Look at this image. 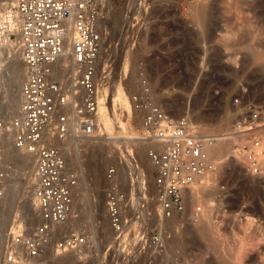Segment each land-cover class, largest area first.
<instances>
[{
    "label": "rangeland",
    "instance_id": "rangeland-1",
    "mask_svg": "<svg viewBox=\"0 0 264 264\" xmlns=\"http://www.w3.org/2000/svg\"><path fill=\"white\" fill-rule=\"evenodd\" d=\"M7 1L0 0V22L4 21L7 12L4 2ZM249 1L105 0L103 25L107 26H104L107 35L101 65L111 56L113 70L109 86L102 79L100 82L103 101V108L101 106L100 109L104 113L100 119L102 125L108 129L110 118L122 131H141V116L139 118L140 114L133 110L130 97L139 89L140 71L144 68L157 100L168 113L188 115L205 132L231 138L238 136L232 130L235 122L244 120L245 123L240 124L247 129L250 109L256 108L259 111L257 131L264 132V38L260 29L264 14L259 7H250H255L259 0ZM195 7H205L204 17L199 15L201 17L198 19L195 16ZM17 37L18 34L12 31L10 38L14 45L10 51L0 52V78L3 72L12 75L11 62L17 52L21 53ZM19 62L23 71L21 56ZM102 69L100 66V74ZM3 82L0 79V94L7 92L9 96L16 95L15 82L8 81V87ZM114 100L124 104L120 113L109 106ZM93 141L95 143L85 145L84 141L79 143L83 144L80 145V160H85L86 152L88 154L94 149V152L102 155L99 165H94V161L90 166L81 165L77 170L82 186L76 192V195L81 194L78 204L82 205L83 202L84 207V200H87L88 215L77 222L83 224L82 227L76 222L73 226L70 222L63 228L67 230L72 226V230H75L77 226L76 229L86 232L90 241L96 235V247L93 248L90 243V247L78 250L82 254L69 252V255L62 256L63 259L60 257L62 261L66 259L71 261L69 264H84L87 257L92 256L94 264H147L149 256L153 255L155 264H238L244 238L248 232L253 235L258 233L256 228L261 226L260 223L264 225V175L250 174L232 156L234 149L226 157L223 156L222 164L219 162L221 173L218 172L219 178L213 183L216 192L213 191L214 210L209 219L212 227L208 228H212V233L210 231L207 236H202L189 218H176L164 224L159 222L153 166L147 153L149 145L138 140L130 142L132 151L125 161L128 151L122 152L119 146H112L105 138ZM11 143V137L7 136L0 144V157L4 159L0 160V170L6 163L14 162L13 171L6 182L5 196L0 197V212L8 214L7 230L19 218H27L28 230L31 231L39 221L37 211H34V217V212L31 213L29 208L34 189L35 163L30 161L29 165V161H26L28 167H21L24 159L8 152ZM121 144L123 150L129 149L123 142ZM61 146L65 148L63 143ZM75 147H72L73 154H77ZM78 160L74 159V163ZM218 161H221V157ZM110 165L117 166L119 178L125 177L124 181L120 180L126 189V208L130 217L126 237L119 244H116L117 239L109 231L108 222L106 224L103 217L106 172ZM96 198H99V203L95 207ZM190 200L189 196L190 207L197 202ZM93 207L96 208L97 219L92 214ZM249 217L253 218V226L246 228L243 222L246 223ZM160 227H163L164 247L155 254L153 248L145 243V238ZM91 250L93 254H90ZM256 255L254 252L251 256L255 264ZM56 256L49 250L45 264H54Z\"/></svg>",
    "mask_w": 264,
    "mask_h": 264
},
{
    "label": "built area",
    "instance_id": "built-area-1",
    "mask_svg": "<svg viewBox=\"0 0 264 264\" xmlns=\"http://www.w3.org/2000/svg\"><path fill=\"white\" fill-rule=\"evenodd\" d=\"M16 1L24 78L18 113L11 119L0 118V144L10 136L14 147L33 155V201L39 221L31 231L27 218L9 226L0 263L45 264L49 250L60 255L90 247V243L96 247V235L90 241L85 232L63 228L72 211L79 173L69 166L54 138L78 143L112 139L99 112L100 82L102 79L109 86L113 60L108 56L103 65L100 61L107 35L102 22L105 0ZM131 101L142 120L140 138L153 142L147 153L153 165L158 217L198 222L204 206L196 203L190 207L189 194L194 186L212 182L218 174L219 163L207 149L218 136L202 130L188 115L168 113L157 100L144 68ZM249 117V129L241 127L244 120H237L232 129L238 136L248 135L249 141L236 143L231 154L250 174L261 176L264 144L257 134L258 109L251 108ZM13 167L10 161L0 170V197L5 194ZM106 179L105 216L113 237L118 239L130 218L126 213L127 193L116 165L109 166ZM162 228L144 236L155 254L164 247ZM84 264H94L92 256ZM147 264H155L153 255Z\"/></svg>",
    "mask_w": 264,
    "mask_h": 264
},
{
    "label": "bare ground",
    "instance_id": "bare-ground-1",
    "mask_svg": "<svg viewBox=\"0 0 264 264\" xmlns=\"http://www.w3.org/2000/svg\"><path fill=\"white\" fill-rule=\"evenodd\" d=\"M253 1V0H252ZM249 2H251V0L249 1ZM255 3H256V1H254ZM257 2H258V0H257ZM244 3H247V2H244ZM247 4H249V3H247ZM247 4H245V5H247ZM252 4V3H251ZM254 4V3H253ZM257 5L254 7H252L251 5H250V7L251 8H256V7H259L260 9H261V12L264 14V0H259V2L258 3H256ZM255 5V4H254ZM3 6V5H2ZM16 6H17V1L16 0H9V1H7V2H4V7L6 8V10H7V12H5V17H4V21H1L0 22V25H1V27H0V29H1V32H0V52L2 53L3 51H10L11 50V48H12V46L14 45V41L10 38V33L12 32V31H14V32H16L17 34H18V44H19V39H20V27H21V18L19 17V12H18V10H17V8H16ZM248 6V5H247ZM250 7H248V8H250ZM259 9V10H260ZM257 11H258V9H257ZM205 12V7L204 8H202V7H195L194 8V13H195V16L199 19V17H201V16H199V15H202V14H205L204 13ZM253 14H255V12L253 13ZM250 15V14H249ZM1 16V15H0ZM259 16V15H258ZM261 16V15H260ZM259 16V17H260ZM202 17H204V15H202ZM264 17V16H263ZM216 18V17H215ZM256 19V18H255ZM104 20V19H103ZM103 20H102V22H103ZM258 20V19H257ZM105 21V20H104ZM199 21V20H198ZM250 21V20H249ZM260 21V20H259ZM228 22V21H227ZM263 24H262V26L260 25V29H261V36L264 38V19H263ZM246 23V22H245ZM254 23V22H253ZM256 23V22H255ZM103 24H105V23H103ZM250 24V23H249ZM248 24V25H249ZM257 25V24H256ZM255 25V26H256ZM104 26H106V25H104ZM220 26V25H219ZM232 26V25H231ZM251 26H253V24L251 25ZM107 27V26H106ZM233 28H235V27H233ZM232 28V29H233ZM248 28H249V26H248ZM258 28V27H257ZM228 29V28H227ZM226 29V30H227ZM231 29V30H232ZM244 29V28H243ZM217 30V29H216ZM249 30V29H248ZM218 31V30H217ZM229 31V30H228ZM240 30H238V32H239ZM260 31V30H259ZM237 32V33H238ZM249 32V31H248ZM252 32V31H251ZM254 32V31H253ZM226 34H227V32H226ZM231 34V33H230ZM221 35V34H220ZM254 35V34H253ZM217 36V35H216ZM227 36V35H226ZM233 36V35H232ZM234 36H235V33H234ZM252 36V35H251ZM262 37H260V38H262ZM221 38H223V37H221ZM232 38V37H231ZM224 39H226V38H224ZM233 39V38H232ZM219 40V39H218ZM229 40H231V39H229ZM252 41V40H251ZM250 41V42H251ZM223 42V41H222ZM264 42V41H263ZM218 43V42H217ZM224 43V42H223ZM241 44V43H240ZM240 44H239V46H240ZM104 45H105V43H104ZM233 45V44H232ZM256 45V44H255ZM254 45V46H255ZM19 46V45H18ZM229 46V45H228ZM263 47V46H262ZM260 48V47H259ZM105 49V48H104ZM261 49V48H260ZM259 49V50H260ZM255 51V50H254ZM263 52V51H262ZM102 53H103V50H102V52H101V55H102ZM261 54V53H260ZM259 54V55H260ZM20 56L22 57V55H21V53H18L17 52V55L15 56V58L12 60V62H11V66H13V71H12V75L10 76L9 74L8 75H6V73H4L3 72V74L1 75V78L0 79H2L4 82V84H5V86L6 87H8V81H13V82H15V87H16V95H13V96H9L8 95V93L7 92H2L3 94H0V117L1 118H5V119H11V118H13L17 113H18V110H19V106H20V92H21V87H22V82H23V78H24V72L22 71V68L20 67V62H19V59H20ZM103 56V55H102ZM100 61H102L101 59H100ZM237 62V61H236ZM231 63V62H230ZM240 66V65H239ZM100 68V67H99ZM8 69V68H7ZM9 70V69H8ZM7 70V73L9 72ZM256 70V69H255ZM71 80L73 81V80H75V76L73 77L72 76V78H71ZM12 82V83H13ZM13 85V84H12ZM118 85V84H117ZM11 86V85H10ZM117 88H119V87H117ZM5 91V90H4ZM120 91V90H119ZM118 95V94H117ZM4 100H5V102H4ZM103 101H101V94H100V108H101V106H102V108H103ZM130 104H131V106H132V108H133V110L136 112V113H138V114H140L134 107H133V104H132V101H131V97H130ZM169 104V103H168ZM109 106H113L112 107V109L114 108L115 109V111L118 113H120L123 109H124V104L123 103H120V102H118V100H114V103L112 104V105H110L109 104ZM127 107V106H126ZM102 115H104V113H103V111L100 109V112H99V116H100V119H101V116ZM138 117H136V119H137ZM139 118H140V115H139ZM226 118V117H225ZM224 119V118H223ZM227 119V118H226ZM109 128L107 129V127L104 125V127L110 132V134H111V140H109V139H106L107 141H108V143L110 144L111 143V145L112 146H114V145H117V146H119V148H121V150H122V152L124 151V152H126V151H128L126 154H125V157H124V160L126 161V160H128L127 159V157H128V155L131 153V148L129 147L130 146V142H133V141H135V140H138V141H142L144 144H147V145H149V147L150 146H152V144H153V142H151V141H149V140H142L141 138H140V132L139 133H134V132H132V133H129V131L127 130V129H125V130H120V128H119V126H118V124L116 123V122H113L112 123V121H111V119L109 118ZM223 121V120H222ZM225 121H223V123H224ZM141 123H142V120H141ZM233 123V122H232ZM229 124V123H228ZM231 124V123H230ZM123 127V126H122ZM249 128V127H248ZM247 128V129H248ZM243 129H245V127L243 128ZM220 130V129H219ZM115 131H117V132H115ZM213 134H215V133H213ZM257 134H261V135H263L264 136V132H260V131H257ZM217 135V134H216ZM220 135V136H219ZM224 135V134H223ZM260 135V136H261ZM218 136V139L216 140V141H214V142H212L211 144H208V146H207V149H208V151H209V153H210V155H211V157L212 158H214V159H216L217 161L220 159V157H221V161H218V163L220 162L221 164H222V162H223V160H224V157L223 156H225V155H228V153H230V150L231 149H234V145L236 144V143H244V142H246V141H249V139H248V135H242V136H234V137H232L231 136V138H226V137H224V136H222L221 134H218L217 135ZM226 136V135H225ZM262 136V142H263V144H264V137ZM133 137L135 138V137H137L136 139H133ZM54 140H56V143L58 144V145H60L61 146V144L63 143L64 145H65V148L63 147V146H61V148L63 149V152H64V154L66 155V158H67V162H68V164H69V166L70 167H72V168H74V167H76V168H74V169H76V170H78V168L79 167H81V165H91V163H95L96 162V164H94V165H99V162L98 161H100L101 160V154L99 153L98 154V152L96 151V152H94V149L93 150H90V153H88L87 154V152H86V161L85 160H80L81 159V157H82V155H81V149H80V145L81 144H79L78 142H76V141H74L73 139H70V138H68V139H65V140H60L59 138H54ZM104 140V139H103ZM102 140V141H103ZM99 142V141H98ZM104 142H105V140H104ZM123 142V145L124 146H126V147H129V149H125V150H123V147H122V143ZM7 143V142H6ZM83 143V142H82ZM91 143H95V141H93L92 139H87V140H84V145L85 144H91ZM83 145V144H82ZM81 145V146H82ZM73 146H76L75 147V151H76V153L77 154H73L72 153V150H73ZM68 152H67V151ZM8 152H13L14 153V155L16 154V156L17 157H20L21 159L23 158L24 160H23V162L24 163H21V167H23L24 169L25 168H27L28 167V164H26V161L28 162L29 161V165H30V161L32 162V161H34V157H33V155L31 154V153H29V152H26V151H23V150H20V149H17L16 147H14L13 146V143H11L10 144V146H9V151ZM122 154V153H121ZM124 154V153H123ZM9 156V155H8ZM15 156V157H16ZM69 156V157H68ZM123 156V155H122ZM97 157H99V158H97ZM226 157V156H225ZM93 158H94V160H93ZM2 159V158H1ZM74 159H76V160H78V161H76V163H74ZM223 159V160H222ZM2 160H4V159H2ZM95 161V162H94ZM86 163V164H85ZM219 163V165H221ZM151 165H152V162H151ZM153 166V165H152ZM119 167V166H118ZM17 168H18V166H17ZM19 169V168H18ZM96 168L94 167V170H95ZM220 169V168H219ZM119 171H120V169H119ZM124 171V170H123ZM219 173H221L220 172V170L218 171ZM79 173V172H78ZM119 174H120V172H119ZM218 175L219 174H217L213 179H212V182L211 181H207L206 183H201V184H198V185H196V186H194L191 190H190V194H189V196L191 197V200L192 201H197L198 203H201L203 206H204V211H203V213H202V217H201V219L198 221V222H193V223H195L194 224V227H195V230L199 233V235H202V236H207V234H208V232H210L211 231V233H212V228H211V230H209L208 228L209 227H212V225H211V223H210V221H209V219L212 217V212H213V210H214V208H212L213 206H212V197H213V193L214 192H216L215 190H213L214 189V185H213V183L215 182V181H217L218 180ZM221 175V174H220ZM122 176V175H121ZM120 176V177H121ZM34 178V177H33ZM32 178V179H33ZM124 178V179H123ZM120 179H122L123 181L125 180V177H122V178H120ZM34 180V179H33ZM121 180V181H122ZM7 182V181H6ZM87 184V183H86ZM153 185H154V182H153ZM12 187V186H11ZM33 187H34V185H33ZM122 187H123V189L126 191V189H125V187H124V184H123V182H122ZM81 188H82V186H81V184H80V174H79V185H78V187H77V189H76V191L77 192H79L80 190H81ZM11 189H13V188H11ZM154 189H155V187H154ZM214 191V192H213ZM33 192H34V189H33ZM15 193V192H14ZM86 194V193H85ZM4 196H5V194H4ZM32 199H31V201H30V205H29V208H30V210H31V213H32V211L34 212H36V210H35V206H34V201H33V193H32ZM79 196H81V194H79V195H76L75 196V199H74V203H73V206H72V211H71V214H70V216H69V219L63 224V227H66L68 224H71L72 223V225L73 226H75V224H73V223H75L76 222V224H77V222L79 221V219L81 218V217H87V213L89 212V210L87 211V208H86V203H88V202H86L85 200H84V207L82 206L83 205V202H82V205H79L78 203H79V199L80 198H78ZM77 198H78V200H77ZM83 198V197H82ZM155 198H156V194H155ZM86 199V198H85ZM99 198H96L95 199V201H94V205H95V207H96V205L99 203V200H98ZM127 199V198H126ZM89 200V199H88ZM190 200V201H191ZM78 201V202H77ZM82 201V200H81ZM90 201V200H89ZM156 202H157V200H156ZM196 202V203H197ZM92 203V202H91ZM191 204H192V202H191ZM156 205H158V203L156 204ZM192 205H195V203L194 204H192ZM82 206V207H81ZM81 207V208H80ZM92 210V209H91ZM95 210H96V208L94 209V207H93V213L90 211V213H92L93 214V216H95V219H97V213L95 212ZM35 212H34V217H35ZM126 213H127V208H126ZM37 214V213H36ZM207 216H209V217H207ZM103 217H104V220H105V222H106V224H107V219H106V216H105V211H104V213H103ZM157 217H158V215H157ZM158 219H159V222L160 223H166V222H170V221H172V220H176V218H170V219H167V220H162V219H160L159 217H158ZM248 220L246 221V223H244L243 222V224H244V226L246 227V228H249L250 226H253L252 225V223H253V218L251 219L250 217L249 218H247ZM9 218H8V214H6V213H3V212H0V251H2L3 250V252H4V247L2 248V246H4V242H5V232H6V230H7V227H8V223H9ZM85 220V219H84ZM99 220V219H98ZM97 220V221H98ZM82 221H83V218H82ZM71 222V223H70ZM85 222V221H84ZM80 223H83V222H80ZM175 223V222H174ZM169 224V223H168ZM77 225H81V224H77ZM83 225V224H82ZM82 225L80 226V227H82ZM108 225V224H107ZM255 225V224H254ZM260 225L261 226H259V227H257L256 229H257V231H258V233H256L255 235H253V234H251V232L249 233L248 232V234L246 235V237L244 238V243H243V248H242V250L240 251L241 253H240V256H239V259H240V264H255L256 262L254 261L253 262V260H254V258L253 257H251L252 256V254H254V252H256V257L257 258H255L256 259V261H257V264H264V225H262L261 223H260ZM241 226V225H240ZM72 226H70V228L69 229H73V228H71ZM77 227V226H76ZM76 227H75V230H77V231H81V229L80 228H77L76 229ZM84 228V227H83ZM82 228V229H83ZM214 228V227H213ZM255 228V227H254ZM69 229H67V230H69ZM109 229V228H108ZM187 229V228H186ZM64 230H65V228H64ZM66 230V231H67ZM127 230H128V222L125 224V228H124V230H123V232L121 233V235L118 237V239L116 240L117 242H116V244H119L120 242H122L123 240H124V238L126 237V234H127ZM245 230V229H244ZM70 231V230H69ZM109 231L111 232V230L109 229ZM86 233V232H85ZM187 233H189V232H187ZM186 233V234H187ZM252 233H254L253 231H252ZM111 234H112V232H111ZM174 235V234H173ZM183 235V234H182ZM189 242V241H188ZM3 252H1L0 253V262H1V258H2V254H3ZM74 252H76V251H74ZM77 252H79L78 250H77ZM73 253V252H72ZM80 254H82L81 252H79ZM69 255V253H65V254H62V255H58V256H56V257H54L55 259H54V264H69V262H71V261H66V259L64 260V261H62V256L64 255V257H65V255ZM62 259H61V258ZM61 259V260H60ZM68 259V258H67ZM238 259V260H239ZM238 263V264H239ZM1 264V263H0ZM71 264V263H70Z\"/></svg>",
    "mask_w": 264,
    "mask_h": 264
},
{
    "label": "water",
    "instance_id": "water-1",
    "mask_svg": "<svg viewBox=\"0 0 264 264\" xmlns=\"http://www.w3.org/2000/svg\"><path fill=\"white\" fill-rule=\"evenodd\" d=\"M11 70L13 71V66H11Z\"/></svg>",
    "mask_w": 264,
    "mask_h": 264
}]
</instances>
